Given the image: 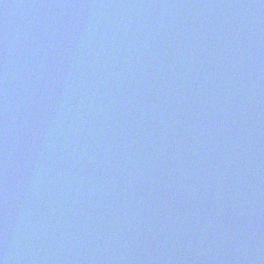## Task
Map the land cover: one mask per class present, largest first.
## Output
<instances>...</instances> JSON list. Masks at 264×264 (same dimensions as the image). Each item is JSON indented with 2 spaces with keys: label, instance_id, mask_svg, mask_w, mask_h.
Returning <instances> with one entry per match:
<instances>
[{
  "label": "water",
  "instance_id": "1",
  "mask_svg": "<svg viewBox=\"0 0 264 264\" xmlns=\"http://www.w3.org/2000/svg\"><path fill=\"white\" fill-rule=\"evenodd\" d=\"M2 264H264V0H0Z\"/></svg>",
  "mask_w": 264,
  "mask_h": 264
},
{
  "label": "clouds",
  "instance_id": "2",
  "mask_svg": "<svg viewBox=\"0 0 264 264\" xmlns=\"http://www.w3.org/2000/svg\"><path fill=\"white\" fill-rule=\"evenodd\" d=\"M0 264H2V262H0Z\"/></svg>",
  "mask_w": 264,
  "mask_h": 264
}]
</instances>
